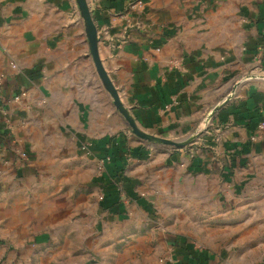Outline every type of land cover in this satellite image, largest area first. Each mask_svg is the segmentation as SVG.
Listing matches in <instances>:
<instances>
[{
  "label": "crops",
  "instance_id": "crops-1",
  "mask_svg": "<svg viewBox=\"0 0 264 264\" xmlns=\"http://www.w3.org/2000/svg\"><path fill=\"white\" fill-rule=\"evenodd\" d=\"M86 1L99 59L138 128L190 141L176 149L131 132L77 0H0V199L34 192L37 217L47 210L57 234L82 227L74 252L98 247L97 214L115 264L125 251L137 264H218L214 244L184 235L214 233L222 218L234 235L264 227V0ZM122 151V179L112 162L97 177L98 161ZM175 209L213 226L192 223L172 239L155 221Z\"/></svg>",
  "mask_w": 264,
  "mask_h": 264
},
{
  "label": "rangeland",
  "instance_id": "rangeland-1",
  "mask_svg": "<svg viewBox=\"0 0 264 264\" xmlns=\"http://www.w3.org/2000/svg\"><path fill=\"white\" fill-rule=\"evenodd\" d=\"M100 166L99 160L96 168L97 177L101 176L104 172V168L102 167L101 169ZM13 194L15 195H12L11 199H0V264H115V258H111L113 251L106 246L114 240L112 238L107 239V241L106 237L98 234L97 214L94 217L92 215L89 235L91 243H95L94 246L98 247H94L95 249L93 248L89 254L83 251L74 252L71 249L75 246L74 244L78 243L77 240L83 236L82 233L84 231L81 226L77 228L80 230L79 234L74 232L73 235H68L64 231L61 234H57L58 230L62 227L60 225L51 227L50 220L45 218L47 210L44 209L42 219L37 217L39 212H36L35 208L39 204L30 199L34 195V192L28 190L23 193L26 197L24 203H22V191L16 190ZM98 195L97 199L103 198L102 194ZM62 204L60 202L59 206L61 207ZM43 206L48 207V211H50L51 204L43 203ZM53 206H57V204H53ZM78 209H81L80 204H78ZM222 209L226 208L222 207ZM172 212L173 217L168 218L166 216V218L155 221L157 228H163L165 231L170 230L172 232L170 233L172 239L178 237V230H188L187 226L191 228L192 226L189 224L192 223L195 226L200 225L201 222H203L204 226H213L212 224H208L209 222H214L211 219H190L188 222L191 223L187 224L186 220L178 219V209ZM215 225L218 229L214 233L211 232V234L203 236L184 235V238L193 240L199 246L214 244L215 250L213 252L217 257L218 264H264V227L250 226L247 229V234H244L245 228L242 227L234 235V232L230 233L228 230L227 219L215 220ZM108 228L113 229L114 226H108ZM106 229L107 226L105 227ZM219 230L220 232H218ZM51 233L54 236H51ZM40 239L44 240L43 247L36 245ZM206 242H209V244ZM22 243L33 244L35 247L34 249L31 248V251H23ZM50 243H53V247L50 246ZM87 254L88 256H86ZM105 254L110 255V257L105 258ZM122 254V257L117 259L118 264H137L133 259L135 255L133 251H125ZM160 259L167 258L160 257L157 260L158 263Z\"/></svg>",
  "mask_w": 264,
  "mask_h": 264
},
{
  "label": "water",
  "instance_id": "water-1",
  "mask_svg": "<svg viewBox=\"0 0 264 264\" xmlns=\"http://www.w3.org/2000/svg\"><path fill=\"white\" fill-rule=\"evenodd\" d=\"M77 3L81 9L83 18L86 22L87 29H88V40L90 43V51L91 55L94 61V64L96 66L97 72L100 75L103 83L105 84V87L107 88L109 94L112 96L115 106L118 108V110L121 112V114L126 119V122L133 134L138 136L139 138L151 142H155L162 145H169L173 148L179 149L184 147L190 140H170L159 136H154L152 134H148L138 128L133 118L129 115L128 111L124 108L122 103L119 100L118 92L113 86L108 74L106 73L105 69L102 66V63L98 56L97 51V39H96V27L94 25V22L92 20L88 4L86 0H77Z\"/></svg>",
  "mask_w": 264,
  "mask_h": 264
},
{
  "label": "trees",
  "instance_id": "trees-1",
  "mask_svg": "<svg viewBox=\"0 0 264 264\" xmlns=\"http://www.w3.org/2000/svg\"><path fill=\"white\" fill-rule=\"evenodd\" d=\"M129 153V151H122V152H116L115 153H111L110 155H106L105 157H103V159L105 160V165H104V170L106 171V166L108 164H110L111 162V177L114 180H121L122 179V174L124 172L125 169V164H126V160H127V154ZM107 158H112L111 161L107 160ZM114 160V161H113ZM101 178V177H100Z\"/></svg>",
  "mask_w": 264,
  "mask_h": 264
},
{
  "label": "built area",
  "instance_id": "built-area-1",
  "mask_svg": "<svg viewBox=\"0 0 264 264\" xmlns=\"http://www.w3.org/2000/svg\"><path fill=\"white\" fill-rule=\"evenodd\" d=\"M11 66H12L13 68L16 67V65H15L14 63H12ZM2 80H3V76H0V87H1ZM260 127L262 128L263 126H260ZM107 160H108V158H107ZM100 163H101L100 168H101V169H102V167L104 168L105 160H104L103 158L100 160ZM163 261H164L163 259H160V260H159V264H162Z\"/></svg>",
  "mask_w": 264,
  "mask_h": 264
}]
</instances>
